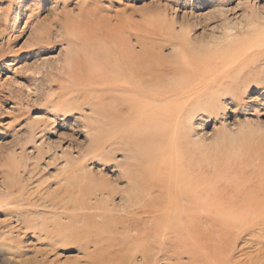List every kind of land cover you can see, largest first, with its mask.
I'll use <instances>...</instances> for the list:
<instances>
[{
  "label": "rangeland",
  "instance_id": "1",
  "mask_svg": "<svg viewBox=\"0 0 264 264\" xmlns=\"http://www.w3.org/2000/svg\"><path fill=\"white\" fill-rule=\"evenodd\" d=\"M141 45L177 69L162 87L188 95L152 101L145 87L108 82L73 103L80 63L103 68L104 47ZM97 145L105 161L86 155ZM80 165L120 189L110 207L130 187L125 169L141 190L182 171L229 201L198 209L209 220L197 223L207 232L195 255L168 243L145 252L131 234L105 243L80 216L90 200L80 198ZM65 190L75 195L66 204L54 197ZM261 205L264 0H0V264H264V218L252 217Z\"/></svg>",
  "mask_w": 264,
  "mask_h": 264
},
{
  "label": "bare ground",
  "instance_id": "2",
  "mask_svg": "<svg viewBox=\"0 0 264 264\" xmlns=\"http://www.w3.org/2000/svg\"><path fill=\"white\" fill-rule=\"evenodd\" d=\"M100 59L103 61V68L80 63V75L75 72V76L70 80L72 86L76 87V89H71L70 94L75 95V97L80 95L81 97L79 102H73L77 106L91 99L95 91H104L107 84L110 86L108 82L113 83L109 88L124 92L149 87L150 90L144 89V96L152 101H161L164 98L170 99L174 94H189L187 90L179 92V86L177 85V88L173 85L170 86L171 83L170 87H167L168 89H164L166 85L162 87L164 83H167L166 80L177 74V69L162 66L156 47L141 45L138 50L135 47H104ZM147 73H151L153 76L147 78ZM107 74L111 76L112 80L107 77ZM182 76L180 77L186 79L184 75ZM120 80L122 83L119 84ZM98 83L103 86L99 87ZM140 94H142V97L144 93ZM124 98L127 101L129 96L125 95ZM125 118L128 119L129 117L125 116ZM104 152L105 150L97 145L96 148H91L86 155L105 161L109 152H106L107 154H104ZM86 167V165H80V198L86 195L90 200L81 204L80 210L82 213L80 216L86 222V226L93 232L97 229L95 237L105 243H119L120 241H117L113 236L117 234L128 236L131 234L136 238L133 245L143 247L145 252L152 250V246H158V252H161L165 244L168 243V249H171L173 254L178 256L183 254L195 255L199 250L204 249L200 239L205 238L207 232L204 226L202 227L197 223L199 221L208 223L209 220L208 216L198 214V209L207 211L211 205L215 209L224 211V202L229 201L228 198L222 196H220V199L216 197L217 200H214L211 198L210 190H208L207 179L196 177L192 179L182 171L174 175L171 174V171H163L150 187L141 190L142 185L138 176L129 175V169H125L122 177H128L130 187L124 194L122 204H112L110 207L108 201L114 195H117L120 189L113 185L105 175L94 173L91 166ZM9 186L13 187L12 185ZM5 189L10 190L9 187H5ZM98 195H102V197L98 198ZM54 197L65 199L64 204H66L72 202L75 195L72 191L67 190L61 197ZM263 209L264 205H261L255 211L256 213H252V217L255 220L264 218ZM140 212L143 213L145 219L142 218ZM229 212L231 211L228 210L227 214ZM98 217L100 220H97ZM232 225L239 228L243 225V222L238 218ZM199 227H202L203 233L198 229ZM253 234L251 235L253 236ZM122 241L128 242L125 238ZM258 241L262 243V240L261 242Z\"/></svg>",
  "mask_w": 264,
  "mask_h": 264
}]
</instances>
